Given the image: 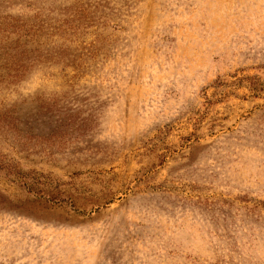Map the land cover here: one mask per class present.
Masks as SVG:
<instances>
[{"label":"rangeland","instance_id":"rangeland-1","mask_svg":"<svg viewBox=\"0 0 264 264\" xmlns=\"http://www.w3.org/2000/svg\"><path fill=\"white\" fill-rule=\"evenodd\" d=\"M10 19L0 264H264V0H0L1 43Z\"/></svg>","mask_w":264,"mask_h":264},{"label":"trees","instance_id":"trees-1","mask_svg":"<svg viewBox=\"0 0 264 264\" xmlns=\"http://www.w3.org/2000/svg\"><path fill=\"white\" fill-rule=\"evenodd\" d=\"M3 26L6 27V29H1L2 32L7 31L8 33H15L17 38L15 40H10V42H0V65L7 70V75L10 74V77H17V75H20L21 72L25 70L26 66V64L22 62L24 51L17 50L20 46L17 41L19 36L26 35L28 29H24L25 23L17 22L13 19L6 21ZM6 38L7 36H3L4 40ZM17 111L18 110H16L14 106L2 109L0 111V128L9 130L19 124L27 125L29 123L30 113L25 111L23 116L19 118Z\"/></svg>","mask_w":264,"mask_h":264}]
</instances>
